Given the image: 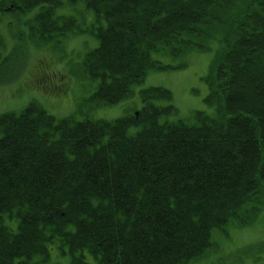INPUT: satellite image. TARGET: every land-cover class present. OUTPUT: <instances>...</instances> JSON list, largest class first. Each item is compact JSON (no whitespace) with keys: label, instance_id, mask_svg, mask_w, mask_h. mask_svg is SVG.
Listing matches in <instances>:
<instances>
[{"label":"trees","instance_id":"16d2710c","mask_svg":"<svg viewBox=\"0 0 264 264\" xmlns=\"http://www.w3.org/2000/svg\"><path fill=\"white\" fill-rule=\"evenodd\" d=\"M80 1L107 20L92 30L99 44L81 68L98 80L96 105L133 95L148 70L170 67L155 52L176 59L212 40L204 100L215 115L169 119L177 111L157 103L172 99L162 87L140 91L138 116L111 121L56 120L33 102L1 114L0 264H44L35 256L47 257L56 240L68 246L70 264H93L85 249L95 264L205 258L214 230L249 225L264 208V48L256 45L264 0H245L239 11L238 0H0L4 16L28 23L14 32L20 42L10 55L0 31V68L29 42L68 34L77 19L57 10ZM132 126L139 129L131 133ZM57 140L65 147L58 156ZM6 217L18 219L16 232Z\"/></svg>","mask_w":264,"mask_h":264},{"label":"rangeland","instance_id":"374dc122","mask_svg":"<svg viewBox=\"0 0 264 264\" xmlns=\"http://www.w3.org/2000/svg\"><path fill=\"white\" fill-rule=\"evenodd\" d=\"M57 12V15L65 17L75 16L78 27L83 29L74 31V25L68 26L66 36L46 44L33 41L28 43L30 48H26L27 53L24 52L22 57L16 59L11 73L4 70V75H7L0 82V113L9 110L19 112L30 102L36 101L56 120L69 116H74L78 120L84 118L114 120L141 108L139 92L141 89L159 86L173 93L172 103L177 108V114L171 115L169 119L183 118L192 121L195 110L215 115L214 107L204 100L209 92L204 76L207 74L214 50L207 53L193 50L185 57L176 59L155 52L154 58L169 64L170 67L148 71L144 81L134 87L133 95L121 102L113 105H96L90 97L94 94L98 81L91 80L81 73V63L86 53L97 46L96 35L88 29L105 26L107 20L104 17H97L95 11L86 8L82 1L72 6L65 2ZM3 14L5 13L0 12V31L5 37L2 51L4 55H10L14 52L15 45L20 42L14 32L17 27L28 28V23L23 21L18 23L19 21H14ZM27 40L23 42L27 43ZM180 61H185L187 65L182 68L176 67ZM159 103L165 105L168 101L163 99ZM138 129L139 127L132 126L130 132L135 133ZM11 222L12 224L5 223L16 232L18 219L12 218ZM212 241L213 252L205 258L194 259L189 264H264V208L247 226L232 225L226 230H214ZM51 247L47 257L37 255L35 259L43 260L44 264H70L71 254L68 246H62L56 240ZM84 253L88 262L93 264L97 262L95 256L88 250L85 249Z\"/></svg>","mask_w":264,"mask_h":264},{"label":"bare ground","instance_id":"6f19581e","mask_svg":"<svg viewBox=\"0 0 264 264\" xmlns=\"http://www.w3.org/2000/svg\"><path fill=\"white\" fill-rule=\"evenodd\" d=\"M120 33H122V31H120ZM256 45L259 47V48H264V38H262L261 40H259L258 42H256ZM244 47H246V50L245 51H248V50H250V48L248 47V46H244ZM243 48V47H242ZM244 52V51H243ZM110 64H111V61H110ZM117 64H119V63H117ZM239 86H242V85H244L242 82H239L238 81V83H237ZM167 129V128H166ZM54 145H55V147L56 148H53L52 149V153H53V155H56V156H58L59 155V149H65V147H63L62 148V143L60 142V141H55L54 142ZM59 148V149H58ZM13 201V200H12ZM14 203H16L15 201H13Z\"/></svg>","mask_w":264,"mask_h":264}]
</instances>
